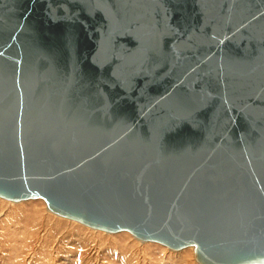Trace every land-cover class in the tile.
Returning a JSON list of instances; mask_svg holds the SVG:
<instances>
[{"label": "water", "instance_id": "water-1", "mask_svg": "<svg viewBox=\"0 0 264 264\" xmlns=\"http://www.w3.org/2000/svg\"><path fill=\"white\" fill-rule=\"evenodd\" d=\"M0 198L264 264V0H0Z\"/></svg>", "mask_w": 264, "mask_h": 264}, {"label": "rangeland", "instance_id": "rangeland-1", "mask_svg": "<svg viewBox=\"0 0 264 264\" xmlns=\"http://www.w3.org/2000/svg\"><path fill=\"white\" fill-rule=\"evenodd\" d=\"M11 202L0 198V264H196L190 247L174 251L57 219L40 199Z\"/></svg>", "mask_w": 264, "mask_h": 264}, {"label": "bare ground", "instance_id": "bare-ground-1", "mask_svg": "<svg viewBox=\"0 0 264 264\" xmlns=\"http://www.w3.org/2000/svg\"><path fill=\"white\" fill-rule=\"evenodd\" d=\"M31 200H33V199H31ZM26 201V200H25ZM20 202H22V201H20ZM20 202H14V203H20ZM11 203H13V202H11ZM50 212V211H49ZM55 215V214H54ZM55 216H58V215H55ZM59 217V216H58ZM57 219H64V218H57ZM65 220H67V219H65ZM67 221H70L69 219L67 220ZM72 221V220H71ZM73 222V221H72ZM74 223H76V221H74ZM81 224V223H80ZM95 230H97V229H95ZM121 232H123V231H121ZM119 233V232H118ZM110 235V234H109ZM137 239V238H136ZM138 241H140L139 239H137ZM141 243H146V242H144V241H140ZM190 249L193 251V248L192 247H190ZM182 250V249H181ZM174 251H178V250H174ZM180 251V250H179ZM182 252V251H181ZM179 252L180 254H178V256H181V255H183L182 253H184V252ZM173 257H175V254H171ZM178 256H176V257H178ZM177 259V258H176ZM196 264H199V263H197L196 262Z\"/></svg>", "mask_w": 264, "mask_h": 264}]
</instances>
